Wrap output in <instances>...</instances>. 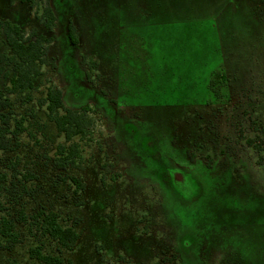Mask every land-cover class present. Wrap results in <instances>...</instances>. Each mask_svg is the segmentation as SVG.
<instances>
[{"label": "rangeland", "instance_id": "374dc122", "mask_svg": "<svg viewBox=\"0 0 264 264\" xmlns=\"http://www.w3.org/2000/svg\"><path fill=\"white\" fill-rule=\"evenodd\" d=\"M47 1L52 31L36 14ZM0 18L53 38L35 88L8 93L26 120L0 150V217L19 203L81 217L62 264H264V0H0ZM50 85L91 108L76 167L56 165L70 142L39 106ZM17 171L35 175L27 192L8 191ZM19 226L21 243L0 237V264H45Z\"/></svg>", "mask_w": 264, "mask_h": 264}, {"label": "trees", "instance_id": "16d2710c", "mask_svg": "<svg viewBox=\"0 0 264 264\" xmlns=\"http://www.w3.org/2000/svg\"><path fill=\"white\" fill-rule=\"evenodd\" d=\"M37 16L42 24L50 31L57 26V16L49 1L35 5ZM0 32L5 37V42L11 52L3 54L1 59L12 66L11 73H7L3 65H0V77L9 76L10 86L4 90L0 86V150H6L10 145L9 135H18L25 130V118H17L11 111L12 101L8 93L28 92L35 88L36 82L43 74L42 66L49 64L48 45L53 41L34 28L30 33H25L22 27L10 20L0 18ZM68 37L76 45L79 42L77 29L73 22L68 26ZM31 96H28V100ZM39 106L45 108L48 117L53 121L69 145L59 144L56 165L61 169L76 167L81 159L80 143L76 137H87L89 130L94 125V119L90 115L91 108H69L63 100V92L60 88L50 85L45 96L40 99ZM251 142V140H250ZM15 164V168H16ZM20 175V176H19ZM35 177L33 173L16 172L8 191L20 189L28 191L27 182ZM65 180L72 183L76 192L85 189V183L75 175L67 174ZM23 203H19L16 216L7 213L0 217V237L6 247H12L22 242V234L19 224L26 226L29 234L38 238L40 243L31 246L29 256L45 264H62L64 258L62 252L72 251L81 236L82 218L67 217L44 206L35 208L29 212ZM43 239H49L56 243L57 252L45 251ZM10 264H22L12 260Z\"/></svg>", "mask_w": 264, "mask_h": 264}, {"label": "flooded vegetation", "instance_id": "af4514ba", "mask_svg": "<svg viewBox=\"0 0 264 264\" xmlns=\"http://www.w3.org/2000/svg\"><path fill=\"white\" fill-rule=\"evenodd\" d=\"M178 178V177H177ZM179 180H181V178H178ZM182 180H183V178H182Z\"/></svg>", "mask_w": 264, "mask_h": 264}]
</instances>
